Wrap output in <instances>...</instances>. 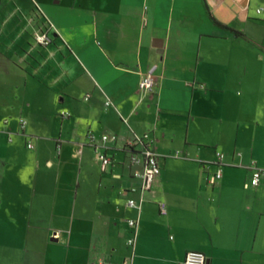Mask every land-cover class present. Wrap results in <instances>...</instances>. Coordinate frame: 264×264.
<instances>
[{
  "label": "crops",
  "instance_id": "obj_1",
  "mask_svg": "<svg viewBox=\"0 0 264 264\" xmlns=\"http://www.w3.org/2000/svg\"><path fill=\"white\" fill-rule=\"evenodd\" d=\"M146 133L161 174L131 193L142 168L124 148ZM103 135L117 136L105 172ZM218 152L223 177L211 184ZM253 162L264 168V0H0V264H76L58 252L59 229L93 212L113 216L89 264H180L189 251L207 264H264V179L246 188Z\"/></svg>",
  "mask_w": 264,
  "mask_h": 264
},
{
  "label": "built area",
  "instance_id": "obj_2",
  "mask_svg": "<svg viewBox=\"0 0 264 264\" xmlns=\"http://www.w3.org/2000/svg\"><path fill=\"white\" fill-rule=\"evenodd\" d=\"M261 10L258 12L260 13ZM35 41L38 45L43 47H48L51 44V39L44 32L35 33ZM155 69L147 73L140 82V90L144 94H151L154 92L156 88V82L154 78ZM110 103H107L109 105ZM26 127V121H20V128L24 129ZM89 139L92 143L95 142L96 137L94 134H89ZM102 147L104 151H100L98 146H95V152L97 160L101 164L102 171H106L107 168L112 163L111 157L108 156L107 144L116 143L117 136L116 135H103L101 137ZM29 149L33 148V145L29 143L27 145ZM124 151L129 154V163L132 166H140L142 168L141 173H136L134 177L140 178L141 182L137 186L135 183L130 187L129 191L131 193L139 192L141 194L150 191L153 188V185L156 179L161 174V166L159 163V154L155 150V142L152 139L151 135L146 133L142 136H137L131 142H128L124 148ZM218 165L219 168L216 173L211 178V184H216L223 177V168L221 166L224 155L220 152L217 153ZM249 169L252 171V178L249 184L246 185L248 187H258L261 181L264 179V168L257 166L255 162H253ZM127 206L132 209H139L141 207V202L135 200V198H129L127 201ZM160 213L161 215H167V205L166 203H160ZM128 225L131 229V237H129L127 244L129 247L134 248L135 246V234L137 230V221L135 219L128 220ZM58 237V234H56ZM123 264H132L131 260H126ZM180 264H207V259L204 253L199 251H189L185 259Z\"/></svg>",
  "mask_w": 264,
  "mask_h": 264
},
{
  "label": "rangeland",
  "instance_id": "obj_3",
  "mask_svg": "<svg viewBox=\"0 0 264 264\" xmlns=\"http://www.w3.org/2000/svg\"><path fill=\"white\" fill-rule=\"evenodd\" d=\"M84 152V151H83ZM80 159H84L83 163L85 164L86 170L90 173L97 172V164L93 154H90L89 151L84 152L83 156ZM80 161L70 160L69 166L67 169L72 170V167L75 166L73 164H79ZM100 168V167H99ZM113 215H108L107 217H102L100 214L96 213H79L77 214V219L75 223L76 231H72V225L66 227H60L59 232L62 235L63 239H66L68 242L66 245H57L59 248V253L61 257L63 255H68L70 251V258H75L76 264H89L88 260H90L92 253H100L99 249L101 248L100 242L101 235L104 230L103 227L99 224L104 222L103 220L108 222V218ZM115 218H119L120 214H115ZM124 217V216H123ZM128 220V219H127ZM75 243H72L74 242ZM119 264H123V260Z\"/></svg>",
  "mask_w": 264,
  "mask_h": 264
},
{
  "label": "trees",
  "instance_id": "obj_4",
  "mask_svg": "<svg viewBox=\"0 0 264 264\" xmlns=\"http://www.w3.org/2000/svg\"><path fill=\"white\" fill-rule=\"evenodd\" d=\"M217 22V21H216ZM217 24H219L218 22H217ZM220 26H222V25H220ZM223 28H225L226 30H228L229 32H231L234 36H236V37H241V36H243V34H241L240 32H238V31H236V30H233V29H230V28H228V27H225V26H222Z\"/></svg>",
  "mask_w": 264,
  "mask_h": 264
},
{
  "label": "water",
  "instance_id": "obj_5",
  "mask_svg": "<svg viewBox=\"0 0 264 264\" xmlns=\"http://www.w3.org/2000/svg\"><path fill=\"white\" fill-rule=\"evenodd\" d=\"M154 47L160 49V48H162V45L161 44L160 45L158 44V45H155Z\"/></svg>",
  "mask_w": 264,
  "mask_h": 264
}]
</instances>
